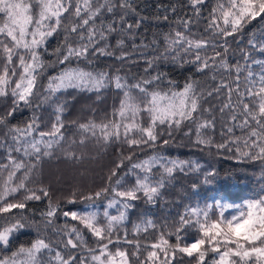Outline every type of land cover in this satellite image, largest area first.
Listing matches in <instances>:
<instances>
[{"label": "snow or ice", "instance_id": "1", "mask_svg": "<svg viewBox=\"0 0 264 264\" xmlns=\"http://www.w3.org/2000/svg\"><path fill=\"white\" fill-rule=\"evenodd\" d=\"M205 3L206 0H188L191 15L177 17L176 26L169 32L154 33L150 41L141 38L137 44L138 36H143L138 30L148 17L136 10L134 0H0V103L11 98V108L0 114V148L6 150L9 161L0 164V203L3 205L0 214L9 213L13 208L24 209L27 201L49 196L44 187L28 186L36 182V174L46 157L52 158L60 151L69 160L79 162L83 158V153L77 156L63 147L67 140L63 117L69 100L76 99L75 95L70 98L65 95L70 90L77 94H95L97 100L109 89L119 92L118 106L114 104L110 116L105 115L99 123L94 119L70 123L81 133V147L92 138L105 148L113 143L126 145L130 153L118 157L120 163L110 170L107 187L84 198L91 201L101 196L111 197L103 212L105 223H101L95 212L63 211L51 200L47 211L41 213L43 230L23 214L8 219L0 215V249L11 247L16 234L24 229L36 232L30 245H21L10 256L0 258V264H89V260L91 264H131L132 260L140 264L139 241L128 240L125 235L123 242L133 251L118 247L121 243L118 229L128 219L129 210L141 200L156 204L165 198L166 191L175 185L179 176L202 170L198 163L168 158L159 154V150L145 159L136 158V150L145 146L157 149L162 141L164 147L173 144L183 147L186 146L183 138H188L192 146H203L202 151L215 145L217 150L231 151L234 157L259 162L260 180L264 181V60L252 59L244 49L241 50L244 65L233 66L227 60L228 38L241 33L257 18L264 23V0H217L207 17L203 16ZM176 11L175 6L171 7L172 13ZM130 16L136 19L130 20ZM163 19L167 21L169 17L165 15ZM202 21L203 33L193 31ZM54 35H62L63 40L53 49L55 59L45 61L42 57L47 52L46 44ZM248 45L264 53V42L257 44L250 39ZM101 58L116 63L99 68ZM249 60L259 65L258 73L249 65ZM140 63L144 64L142 74H132L131 66ZM161 64L181 68L192 65L202 75L211 73L212 81L224 71L235 78L228 84L222 77L207 92L200 88L198 80L188 78L182 89H177L176 81L160 69ZM49 68L56 70L54 75H47ZM125 68L128 71L121 75ZM243 73L246 75L242 91ZM225 89L228 102L220 111L229 109L231 120L239 121L227 131L231 134L234 128H239L243 133L247 129V134L227 143L223 140L216 143L203 131L214 128L215 117L203 116V113L211 115L213 109H202L201 101ZM21 104L31 111V116L22 125H12L10 120ZM49 108L51 113L46 111ZM186 127L188 131H184ZM193 127L194 140L191 139ZM179 133L182 137L177 136ZM75 143L70 141L69 148ZM13 152L22 153L23 158L13 157ZM213 175L207 173L203 183H210L209 177ZM21 191L22 199L8 202L9 196ZM246 207L247 211L227 220L209 221L208 212L195 207L178 214L171 224L161 226L157 242L147 251L145 264H182L183 257L193 258L196 264H264V198L249 202ZM111 208H116L118 214L111 215L108 211ZM58 214L65 217L63 225L55 224ZM69 217L83 228L69 227ZM144 225H136L134 231L157 228L152 219L145 220ZM189 228L195 229L199 238L184 242ZM86 232L96 238V248L88 245ZM173 236L175 243H170L169 238ZM109 245L117 250L112 252ZM78 249L86 250L87 258L74 255ZM209 251L218 259L206 260Z\"/></svg>", "mask_w": 264, "mask_h": 264}, {"label": "trees", "instance_id": "2", "mask_svg": "<svg viewBox=\"0 0 264 264\" xmlns=\"http://www.w3.org/2000/svg\"><path fill=\"white\" fill-rule=\"evenodd\" d=\"M136 10L148 19L144 20L139 33L143 34L142 37L138 36L136 43H140V39L144 38L146 41H150L153 38L154 33H166L176 26L175 22L177 17H182L185 14L191 15V9L188 5V0H134ZM217 0H206L203 7V16L207 17L211 9L216 5ZM177 8L176 13L171 12V7ZM167 15L169 19L165 21L163 17ZM155 17H160L159 20ZM130 20H135L136 17L130 16ZM222 23V22H221ZM204 22L194 28L193 31H199L203 33ZM255 34V35H253ZM207 35V34H205ZM157 38H159L157 36ZM254 39L259 44L264 42V23L259 18L248 24L241 33L234 37H229L230 51L227 56L228 63L230 65H244L245 61L242 58L241 50H248L252 59L264 60V53L254 51L248 45V41ZM63 40L62 35H54L50 38L46 44L47 52L43 54L45 61L54 60L55 56L52 54L53 49L61 43ZM130 51V49H127ZM112 59L101 58L98 61L97 67L104 68L105 65H114ZM249 65L254 71L259 72V65ZM63 67V65H61ZM144 64L131 66L132 74H142ZM160 69L169 74V79L176 81L177 89H182L184 83L188 78L198 80L200 82V88L205 92L211 90V88L218 85L222 77L225 78V82L232 83L235 78L228 76L227 71H224L217 75V80L212 81L210 79L211 73L207 76L198 73L194 66L186 65L184 67H177L173 64H161ZM55 69L49 68L47 75H54ZM128 71L125 68L121 71V75H124ZM246 73L241 74V90L243 91V77ZM46 83V77L43 79ZM14 86V85H13ZM234 87V85H233ZM69 98L72 95L76 96V99L69 100L68 110L64 114V120L66 124V136L67 140L64 142L63 147L69 151L76 152L77 156L83 153V158L77 162L76 160L67 159L60 151H57L52 158H45L40 165V171L36 174V182L28 184L31 188L44 187L48 189L49 196H41L40 200H29L26 203L24 209L13 208L9 213H3L5 219L12 216H19L23 214L30 220L37 222V226L43 230V218L41 213L46 212L49 204V200L54 205H59V209L63 211H77L82 212L87 209L91 204H98L101 208H104L106 202L111 197L95 198L91 201H86V196H93L95 192L100 191L102 188L108 186V176L110 170L115 168L120 163L118 157L121 154L129 155V149L126 145L113 143L108 147H102L95 142V139L90 138L89 141L81 147L79 145V139L81 133L78 131L77 126L70 123L76 121L77 123H86L89 120H95L99 123L105 115H109L112 112L113 105L119 104L120 95L115 89H109L104 93L100 100H97L95 94L91 93H79L75 90H70L65 94ZM235 93L232 95V101L235 103ZM228 102L227 89L222 90L219 95H213L211 97H205L201 101L202 109H213L211 115L203 113L204 118L211 119L215 117L214 128L203 130L205 136H211L216 143L222 140L227 143L229 139L235 137H243L247 134V129L242 133L239 128H234L233 133H228L227 129L230 126L238 123L239 121L231 120V112L225 108L221 113L220 108ZM11 108V98L9 97L4 103H0V114H3ZM51 113L52 109L46 110ZM31 116V111L28 108L23 107L21 104L18 111H16L11 118L12 125H22L24 121L28 120ZM186 127L184 131H188ZM192 137L195 139V129L192 128ZM2 135V132H0ZM99 135V132H98ZM178 137H182V133L177 134ZM167 138V137H165ZM75 140L76 143L72 144L69 148V142ZM179 142V140H177ZM183 142L186 146L177 147L173 144L169 147H164L162 141L158 144L157 149H153L150 146H145L143 149H137L135 152L136 158L142 160L147 158L148 155L156 154L159 150V154L167 156L168 158H179L183 160H190L201 165L202 170L198 173H188L187 175H181L178 177L175 185L170 187L163 200H159L156 204H146L143 200L137 201L136 207L129 210L128 219L119 226L118 232L121 237V243L119 244L120 250H126L128 252L133 251V248L129 244L124 243V236L126 235L128 240L139 241L140 244V264H145L147 257V251L151 250V244L157 242L161 226L165 223L171 224L178 214L184 213L187 209L195 207L204 209L210 216H218L220 214L219 203L225 204H240L246 201H254L257 198H264V181L260 180L262 175L261 164L259 162H249L240 157H234L231 151H225L224 149L217 150L215 145L211 149L201 150L203 146H192L188 144V138H183ZM13 157L21 159L22 153H12ZM6 150L0 148V164H7ZM120 173L124 171L121 168ZM207 173H214L215 175L209 177L210 183H203L205 175ZM19 176L20 173H17ZM7 176V172L3 173V177ZM225 177L229 179L225 180ZM192 184H197L198 187L192 188ZM40 195L39 192L36 193ZM74 194V195H73ZM23 191L17 192L7 198L8 202H15L23 198ZM69 200H75V203H69ZM0 206H3L0 203ZM221 206V207H222ZM101 223H105L103 219V211L99 212ZM208 216V217H210ZM152 219L156 225V229L149 228L147 232L134 231L136 225L144 227V221ZM66 222L65 217L62 215L57 216L55 219L56 225H63ZM69 227L78 225L83 228V225H79L78 221H72L71 218H67ZM36 238V232L33 229H24L16 234L15 240L11 247L0 249V258L10 256L11 252L16 250L21 245L28 246ZM88 245L96 248L97 245L94 242L96 240L90 233L86 232L85 235ZM194 238H199L195 229L189 228L185 235L184 242H192ZM115 240V236L113 237ZM170 243H175V237L169 238ZM234 247V245H229ZM248 245H246L247 247ZM259 246V241L257 242ZM205 247H208L207 243ZM109 249L115 252L117 249L113 245H109ZM223 251V247H221ZM74 255H79L82 258H87L88 254L86 250L78 249ZM217 258L214 253L208 252L206 260ZM119 258H117L118 260ZM179 259V257H178ZM89 264L91 261L89 260ZM131 264H137L135 260L131 261ZM151 264V262H147ZM182 264H196L193 258L183 257Z\"/></svg>", "mask_w": 264, "mask_h": 264}, {"label": "rangeland", "instance_id": "3", "mask_svg": "<svg viewBox=\"0 0 264 264\" xmlns=\"http://www.w3.org/2000/svg\"><path fill=\"white\" fill-rule=\"evenodd\" d=\"M249 202H252V201H246V202H243V203H240V204H225L223 206H222L221 203H219L218 206L220 207L219 208L220 209V214L218 216H216V215L215 216L214 215L213 216L208 215V216H210V217H208V219H209V221H211V220H219V219L227 220V219H231L233 216H239L241 211H247L246 205ZM225 206H227V207H225ZM106 207H107V202H106L104 208H101L98 204H91L87 209H85L84 211H82L80 213L95 212L99 216L100 215L99 212L100 211L104 212ZM197 209H199V208H197ZM200 210L206 211L204 209H200ZM108 211H109V213L111 215H117L118 214L116 208L108 209ZM221 213H222V216H221ZM201 219H203V217H201ZM221 226L223 227V224ZM242 231H243V229H241V232Z\"/></svg>", "mask_w": 264, "mask_h": 264}]
</instances>
